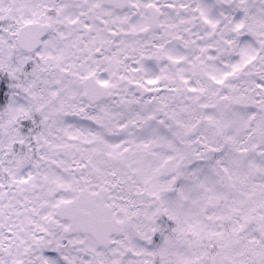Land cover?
I'll use <instances>...</instances> for the list:
<instances>
[{
  "label": "snow or ice",
  "instance_id": "snow-or-ice-1",
  "mask_svg": "<svg viewBox=\"0 0 264 264\" xmlns=\"http://www.w3.org/2000/svg\"><path fill=\"white\" fill-rule=\"evenodd\" d=\"M0 264H264V0H0Z\"/></svg>",
  "mask_w": 264,
  "mask_h": 264
}]
</instances>
